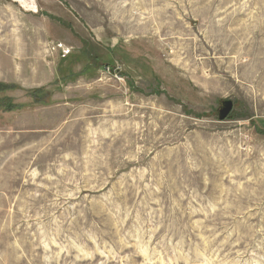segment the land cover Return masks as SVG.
<instances>
[{"label":"rangeland","instance_id":"obj_1","mask_svg":"<svg viewBox=\"0 0 264 264\" xmlns=\"http://www.w3.org/2000/svg\"><path fill=\"white\" fill-rule=\"evenodd\" d=\"M0 264H264V0H0Z\"/></svg>","mask_w":264,"mask_h":264},{"label":"water","instance_id":"obj_2","mask_svg":"<svg viewBox=\"0 0 264 264\" xmlns=\"http://www.w3.org/2000/svg\"><path fill=\"white\" fill-rule=\"evenodd\" d=\"M233 108V102L231 100H224L221 103V107L218 110V119L224 120L228 117Z\"/></svg>","mask_w":264,"mask_h":264},{"label":"trees","instance_id":"obj_3","mask_svg":"<svg viewBox=\"0 0 264 264\" xmlns=\"http://www.w3.org/2000/svg\"><path fill=\"white\" fill-rule=\"evenodd\" d=\"M5 106V105H4ZM3 107V106H2ZM3 108H5V107H3ZM8 108H9V106H8Z\"/></svg>","mask_w":264,"mask_h":264}]
</instances>
